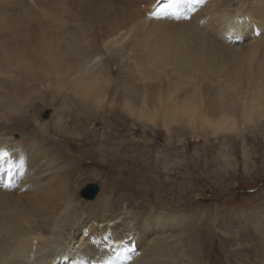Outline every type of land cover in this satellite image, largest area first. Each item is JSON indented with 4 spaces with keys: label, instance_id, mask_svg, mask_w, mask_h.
Returning a JSON list of instances; mask_svg holds the SVG:
<instances>
[{
    "label": "bare ground",
    "instance_id": "obj_1",
    "mask_svg": "<svg viewBox=\"0 0 264 264\" xmlns=\"http://www.w3.org/2000/svg\"><path fill=\"white\" fill-rule=\"evenodd\" d=\"M193 7L189 19L170 14L158 19L152 15L158 11L156 0H0V150H10L15 165L11 177L0 174V264H31L33 253L34 264H98L106 252L94 241L108 233L130 237L136 249L131 264H165L159 242L180 230L177 212L152 204L137 213L126 207L124 214L107 192L94 199L81 195L91 202L80 201L65 159L69 151L53 147V133L63 130L66 111L55 109L48 121L37 122L36 106L46 98L39 93L64 86L65 97L93 115H110L121 104L133 117L153 125L161 121L169 130L181 111L186 122L202 118L215 134L232 128L239 115L251 118V111L264 110V0H206ZM180 11L183 17L187 6ZM152 36L158 40L150 41ZM225 47L234 50L233 59L245 48L261 56L236 60L235 89L212 81L191 89L198 71L212 78L217 51ZM94 48L98 54L91 55ZM105 55L120 72L118 80L102 63ZM172 62L185 83L178 85L182 100L171 91L172 103L148 107V77L169 75ZM245 76L248 85L241 87ZM251 91L258 94L247 98ZM192 95L205 100L207 113L190 105ZM135 102L144 106L136 109ZM8 124L24 134L3 133Z\"/></svg>",
    "mask_w": 264,
    "mask_h": 264
},
{
    "label": "rangeland",
    "instance_id": "obj_2",
    "mask_svg": "<svg viewBox=\"0 0 264 264\" xmlns=\"http://www.w3.org/2000/svg\"><path fill=\"white\" fill-rule=\"evenodd\" d=\"M157 40L158 36H152L150 41ZM226 48L217 51L215 60L226 62L216 61L210 69L212 78L206 79L202 71L193 78L190 70L191 89L209 81L235 89L234 83H238L233 79L240 74L237 65L233 66L236 60L257 61L261 56L245 48L233 59L234 50ZM92 54H98V49L94 48ZM102 58L109 75L118 80L121 76L116 73L114 61L106 55ZM167 68L169 75L156 72L148 77L152 83L146 96L148 107L157 108L166 100L172 103L173 98H167L171 91L179 102L182 100L177 93L178 85H185L178 78L182 73L174 62ZM239 71L246 75L241 66ZM246 81L245 76L240 86L246 87ZM62 87L51 85L38 94L46 98L38 100L36 118L37 122H45L55 109L66 111L63 132L53 130V147L69 151L65 159L70 160L68 172L80 201L91 202L81 196V191L88 183H97L98 196L110 194L118 212L126 214L128 207L137 213L152 204L158 210L177 212L180 230L173 236L167 233L159 242L165 264H264V110L251 111V118L237 116L232 128L217 134L202 118L191 124L179 111L166 130L161 121L153 125L140 120L121 104L110 115L85 112L72 97H65ZM250 94L247 98L258 92ZM192 96L190 105L205 113V100ZM132 104L136 109L144 106L140 102ZM34 110L32 120H36ZM47 110L49 115L45 114ZM93 110L98 111L96 107ZM8 125L1 130L3 133L20 138L25 132L15 124Z\"/></svg>",
    "mask_w": 264,
    "mask_h": 264
},
{
    "label": "snow or ice",
    "instance_id": "obj_3",
    "mask_svg": "<svg viewBox=\"0 0 264 264\" xmlns=\"http://www.w3.org/2000/svg\"><path fill=\"white\" fill-rule=\"evenodd\" d=\"M206 0H156L158 11H153L152 15L158 19L167 17L169 14L174 18L189 19L188 13L193 12L194 5H203ZM187 6V12L181 17V9ZM260 35L259 31L255 32ZM23 161H21V167ZM14 162L11 158L10 150H0V174L11 177L14 170ZM5 188H10L11 183H3ZM130 237H116L111 233L105 234L94 243H103L102 251L106 252V257H101L98 264H117L122 261L124 264H131L132 253H135V247L129 243ZM31 264H34L35 253L29 258Z\"/></svg>",
    "mask_w": 264,
    "mask_h": 264
},
{
    "label": "water",
    "instance_id": "obj_4",
    "mask_svg": "<svg viewBox=\"0 0 264 264\" xmlns=\"http://www.w3.org/2000/svg\"><path fill=\"white\" fill-rule=\"evenodd\" d=\"M45 114H49L47 110ZM100 190V186L97 183H88L81 191V195L86 198L94 199Z\"/></svg>",
    "mask_w": 264,
    "mask_h": 264
}]
</instances>
